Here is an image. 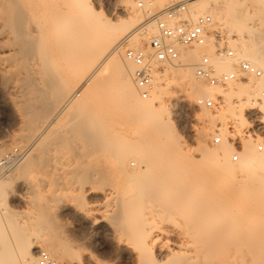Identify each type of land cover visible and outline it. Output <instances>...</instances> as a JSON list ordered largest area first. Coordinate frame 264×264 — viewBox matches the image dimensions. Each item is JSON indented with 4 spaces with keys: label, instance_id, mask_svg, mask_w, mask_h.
<instances>
[{
    "label": "bare ground",
    "instance_id": "bare-ground-1",
    "mask_svg": "<svg viewBox=\"0 0 264 264\" xmlns=\"http://www.w3.org/2000/svg\"><path fill=\"white\" fill-rule=\"evenodd\" d=\"M145 1L149 9L162 10L169 1L180 0ZM249 1L187 0L192 18L202 15L197 14L195 7L204 8L210 12L204 14L213 18V27L217 18L223 25L234 24L237 33L242 35L249 33L251 18L263 11V0ZM141 19L143 15L135 0H120L113 13L97 9L92 0H0V74L10 73L12 78L8 74L3 76L11 79L14 105L27 126L15 141L36 147L43 131L53 129L65 110L63 128L71 134L62 140L65 147L80 142L87 149L92 148V152L93 148L105 152L114 165H120L132 194L123 196L122 192L120 200L107 211L96 203L81 212L89 223L105 227L103 222H106L115 245L126 246L131 264H264V147L262 152L245 138L242 151L239 148V159L235 161L233 155L238 150L235 140L224 132L232 123L250 124L252 128L251 113L260 112L264 123V98L260 104L253 103L254 97L264 90L257 89V86L264 88V73L260 78L245 77L259 79L253 84L254 92L243 101L251 110L242 107L245 94L239 86L243 84L241 79L225 87L208 83L212 87L238 90L239 95L230 94L224 100L222 96L201 93L199 97H212L216 103L220 99L213 109L225 104L226 111L218 116L205 115L211 127L220 126L215 135L219 133L222 141L207 147L200 138L195 148L183 136L176 112L169 105L176 99L171 94L180 85L173 80L195 82V64L201 58V53L198 56L195 50L200 47L178 45L179 63L167 65L161 71L155 69L151 97L145 99L135 82L136 66L126 57L123 47V40L130 41L139 30L127 36L125 33L129 27L139 25ZM145 23L149 40L156 27L148 19L142 25ZM120 35L124 38L116 44ZM211 44L215 48L213 36L208 38L204 48L212 57L217 74H221L218 70L239 71V67L236 69L231 63L221 61L238 59L247 60L264 72L263 50L257 45H244L242 59L232 47L236 57L228 59L207 50ZM8 52L12 53V58ZM98 71L99 76L89 83ZM196 78L201 79L197 75ZM80 83L88 86L83 97L77 99L75 88ZM30 84L51 85L44 103L39 102ZM181 85L186 90L193 89L192 84ZM255 108L259 111L253 110ZM208 133L202 130L200 135L206 138ZM257 138L259 140L258 135ZM3 146L0 143V154ZM195 155L199 159H194ZM131 157L138 161L137 168L127 167ZM20 163L19 172L26 175L35 170L38 157L28 154ZM235 163H239L238 166ZM7 167L1 166L2 169ZM21 175L17 179L12 173H0V198L7 193L10 203H30L31 191H35L36 186L26 178L20 179ZM15 179L19 180L18 184L12 187L10 183ZM108 185L103 192L101 190L104 196L120 189L116 184ZM93 188L90 187L89 192H93ZM120 191L116 194L120 195ZM39 209L41 211V207ZM1 218L0 215V264H38L37 248L50 252L53 264H86L82 243L77 239L72 251L78 257L68 258L63 248L65 241L62 243L59 237L40 231L35 219L20 222L9 214ZM176 221L184 224L183 231L172 229L173 233H169L164 228L165 223ZM17 251L25 253L29 260H19L15 255ZM94 257H90L91 262L101 264Z\"/></svg>",
    "mask_w": 264,
    "mask_h": 264
},
{
    "label": "rangeland",
    "instance_id": "rangeland-1",
    "mask_svg": "<svg viewBox=\"0 0 264 264\" xmlns=\"http://www.w3.org/2000/svg\"><path fill=\"white\" fill-rule=\"evenodd\" d=\"M92 1L97 7V9H104L111 13H113L114 6L120 2V0H92ZM171 2L169 1V3H166L165 6L167 4H170ZM249 2L252 3V1ZM141 3H143V7L139 6V4ZM262 3L261 5L263 6L262 9L263 11L260 10L261 11L260 15L258 16L255 15L251 18V21L248 24V26L250 27L248 28L249 33H243L244 35H242V33L241 34L237 33L234 24L233 26H231L232 24L231 22L228 23L227 25H223L221 21H219V19L214 18L215 19L214 28H219V30L222 32L225 42L231 47L237 49L239 58L241 57L240 59L243 58L241 50L245 48L244 45L245 46L254 45L255 47L257 45L258 48H261L263 50V55H264V0ZM135 4L141 11L143 15V19H141L139 25H136L135 27L132 26L133 28L129 27V29L127 30L128 33H125L126 34L125 36H127L131 32L136 33L135 31L136 29L137 31L139 30L138 27L142 25L150 16V13H148V11L149 12L159 11V9H155V8H152L151 10V7L149 9L147 7V3L145 0H135ZM261 5L260 6L257 5V6L262 8ZM195 9L197 14H204V13L210 14V12L204 11L206 10L204 8L198 9L195 7ZM146 10L148 14L146 13ZM118 15L122 16L123 19H127V16H124L122 13H118ZM138 32L137 34H133L130 37L131 39L129 38L130 39L129 44L133 43L130 46H134V47L140 46L142 44V41H140L141 38H143L144 40H148L145 33L142 34L140 33V31ZM123 38L124 35H120L119 38H117L118 41H116L117 42L116 44H118L120 40H123ZM213 44H211L207 48V50L209 51L211 50L210 52L214 53L215 48ZM195 51H197L198 56L199 53H201L200 55L201 57L205 53V48H199L198 50ZM7 54L9 58L13 57V55L11 56L12 53L8 52ZM221 61L231 63L236 69H238L239 59L221 60ZM99 72L100 71L95 72L93 74V77L89 81V83H92L99 76ZM218 72L222 73L225 71L218 70ZM3 74L6 75L8 73L0 74V143L4 144L0 154V161L2 159V155L5 152L13 151L15 149L16 150L18 149V152H20L21 156H19L17 160L13 164L9 165L7 168L2 169L0 166V173L1 172L7 174L12 173L13 175H15V178L17 177V179H19L21 175L20 174L21 172H19L21 171L20 162H22L23 159H25V157L28 154L36 155L38 157L37 167H35V170L32 169V171H30L32 173L29 172L26 175L22 174L23 176L21 175L22 177L20 179L26 178L30 180V183L36 186V190H40V191L32 190L30 196L33 200L31 199L30 203L27 204L12 202V201L11 203L8 202L9 201L7 197L8 194L6 193L4 196L5 198L3 196L0 198V215L3 218L5 217V214L12 215L18 221L20 220V222L23 221L28 222L29 219H35V221H38V224L37 223L36 224L40 231L49 233V235H52L53 237L55 235L56 238L59 237L62 243L65 241L63 244L66 246L64 247L63 245V248L66 256L69 255L68 258H70L71 255L78 257V254H76L75 251H72V246L75 247L74 240L77 239L78 241H80V243H82V250H83L82 254L87 258L86 264L87 263L94 264L90 260V257L92 256L93 257L95 256L94 258H96L98 262L101 264H128V263L131 264V261L129 259L130 256L126 246L115 245L116 243L114 242V240H112V237L110 235L111 232L107 230L106 222H103V225L105 224V227H102L101 226L102 224L97 225L94 223H89L88 221L85 220L81 212V210L84 208L86 209L88 205L89 207H91L96 203L101 204L100 209L103 210L105 209L107 211L120 200L119 199L120 196L123 195L122 192L124 193L123 196L126 195L130 196L132 194V190L129 188V183L127 182L126 176L120 172V167H119L120 165L117 166L114 165L111 159L108 158L107 154H105V152L99 150L94 151V148L92 152L91 150L92 148L90 149L89 147V149H87V147H84L80 142H75L76 144L74 143L73 145H70L72 147L69 146L70 148L69 147L66 148L62 140H64L63 138H65V135L67 136V134L69 133L70 136L71 134L67 128L65 129L63 128L65 126L63 124V122H65L64 119L66 116L65 110L56 120L53 129H46L43 131L42 135L40 136V139L36 143V147L30 144L17 143L15 141L16 138L20 136L21 131L22 134L26 131L27 126L25 125V122L23 120V115L16 109L14 105L15 96L12 93L11 84H10L11 81L9 82V79L12 77L11 75H9L10 73L8 74L10 76L9 79L6 76L4 77ZM1 75L4 78H7L8 81L6 79V81L4 80L3 83L2 80L4 78ZM258 80L259 79H254L252 77L249 79L247 77L246 79L240 80L241 83L243 84H239V86L242 87L245 94L243 95L244 97L242 98V103H243L242 107L244 110L245 109L251 110L250 105L245 107L243 101L247 99L249 96H251L252 92H254L253 84L257 83ZM194 81L195 82H186L178 78L173 80L174 84H180V85L175 87L174 89L175 92L171 94L176 99L173 100V103L169 105V107L175 110L179 128L189 144H191L193 147L196 148L198 146L197 145L198 141L200 142L203 139L201 142H203L207 147H214V145L216 144L212 143V139L216 133V130L220 126H218L215 129L214 127H211L210 125L211 122L206 119L205 115L210 114L212 116H218L221 113V111L223 110L226 111L225 110L226 105L225 104L221 105L216 109H206V108L199 109L194 105L195 99L196 97L201 96V93H203L204 94L203 96H210V95L214 97L222 96L223 99L225 100L226 97H228V95L230 94L234 96H238L239 91L238 90L230 91L228 90V87L219 88V87L209 86L206 81L196 78V75ZM181 84H192L193 89L186 90L182 87ZM30 85L36 91V95L39 99V102L44 103V101L46 100L45 93L47 92V90H49L51 85L49 87L47 86L48 84H30ZM87 86H88L87 83H80L77 85V87L75 88V94L77 93L78 95V97L75 96L77 99L83 97L84 89ZM183 89L186 91H183ZM257 89H264V88L263 87L260 88L259 86H257ZM35 91L34 93L33 92L32 93L35 94ZM75 97L74 99H76ZM61 107L62 105L59 106V108ZM253 110H256V112L259 111L256 108ZM249 116H250V120L253 123L252 128L250 127V124L235 125L232 123L229 124L228 127L224 130V132L226 131L225 133L228 134V138L230 139L231 138L235 139L236 137L241 136L240 137L241 151L243 149V142L245 141L244 140L245 138L246 140H250L253 143L254 148H258L257 143H261V142L263 143L264 141V123L261 122L260 112H258L257 114L251 113L249 114ZM45 123L46 122L43 121V125ZM202 130L209 131L208 136H206V138L200 135ZM253 130L254 132H256L255 134L258 135L259 140L258 138L257 139L253 138V136L250 134L249 135L245 134V131L246 132L250 131L251 133L254 134ZM123 131L127 135V132L125 130ZM200 138L201 140H199ZM33 149L36 150L35 151L36 153L34 152ZM31 152H33L34 154ZM133 158L134 157H131L127 161V167H129L130 169L137 168V166H139L138 161H135V159ZM195 158L197 160L198 155H195L194 159ZM133 163H135V165H132ZM129 164L131 166H129ZM238 164L239 163H235L236 166H238ZM18 166L20 169L18 168ZM16 168L18 170H16ZM17 179L13 180L10 183L12 187L18 184L19 180ZM106 179L109 180V182ZM108 183H110V185L116 184L117 187L120 188L118 190L119 191L122 190L120 191L121 192L120 195L116 194L119 193L117 190L114 193L112 192V194H110L111 193L110 192L109 194L104 196L102 194L103 192L102 189L104 187H105L104 189H107L109 187V185L107 186ZM90 187H94L93 192H89ZM34 199L38 201H35ZM38 204L40 205L38 206ZM39 207H41L42 212L40 211V209L38 210ZM40 221H41V225L39 224ZM164 228L169 233H173L172 229L182 232L184 228V224L179 221H176L175 223L168 222L165 223ZM173 240L179 241L182 240V238L181 239L173 238ZM37 250L40 251L45 249L37 248ZM15 255L20 257L19 260H25V261L29 260L27 255L22 251L21 252L17 251V254Z\"/></svg>",
    "mask_w": 264,
    "mask_h": 264
},
{
    "label": "built area",
    "instance_id": "built-area-1",
    "mask_svg": "<svg viewBox=\"0 0 264 264\" xmlns=\"http://www.w3.org/2000/svg\"><path fill=\"white\" fill-rule=\"evenodd\" d=\"M143 7L142 4L139 5ZM148 20L156 27V33L149 40L141 38L142 44L138 47L128 45L129 40H123L125 54L136 66L134 78L139 89L141 97L148 99L154 87L153 79L155 69L164 70L167 65L179 63L180 51L178 45L191 47L197 46L204 48L207 45L208 38L214 37L215 49L214 53L220 58L233 59L236 57V52L224 40L222 32L213 27V18L209 14H202L197 18L190 16V9L187 0H180L170 3L166 8L150 12ZM148 24L142 25L139 31L146 33ZM196 65V75L205 80L209 85L225 87L227 83L235 80L245 79L246 76L262 77V70L247 60H239V71H226L221 74L216 73V66L213 63L212 57L205 53L201 56L200 61ZM264 98V90L254 97V104H260ZM212 97H196L194 105L201 108L213 109L218 106ZM254 132V130H253ZM256 132H246L256 138ZM240 137L234 140L238 150L233 155V160L239 159V148L241 147ZM233 141V139H231ZM222 136L218 133L214 136L212 143H220ZM260 151L263 150V144L257 143ZM21 156L18 149L5 152L0 165L7 167L13 164L17 158ZM134 165V163L132 164ZM38 264H53L51 255L40 250L38 253Z\"/></svg>",
    "mask_w": 264,
    "mask_h": 264
}]
</instances>
